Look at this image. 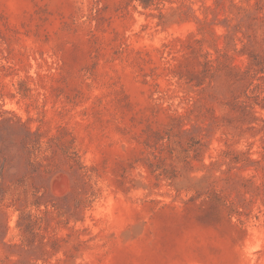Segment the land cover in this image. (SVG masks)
I'll return each mask as SVG.
<instances>
[{
    "label": "rangeland",
    "instance_id": "obj_1",
    "mask_svg": "<svg viewBox=\"0 0 264 264\" xmlns=\"http://www.w3.org/2000/svg\"><path fill=\"white\" fill-rule=\"evenodd\" d=\"M0 264H264V0H0Z\"/></svg>",
    "mask_w": 264,
    "mask_h": 264
},
{
    "label": "bare ground",
    "instance_id": "obj_2",
    "mask_svg": "<svg viewBox=\"0 0 264 264\" xmlns=\"http://www.w3.org/2000/svg\"><path fill=\"white\" fill-rule=\"evenodd\" d=\"M61 183V182H60Z\"/></svg>",
    "mask_w": 264,
    "mask_h": 264
}]
</instances>
